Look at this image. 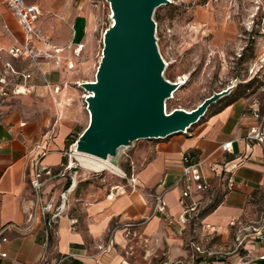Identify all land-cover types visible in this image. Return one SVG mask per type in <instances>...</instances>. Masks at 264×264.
<instances>
[{
  "label": "crops",
  "instance_id": "crops-1",
  "mask_svg": "<svg viewBox=\"0 0 264 264\" xmlns=\"http://www.w3.org/2000/svg\"><path fill=\"white\" fill-rule=\"evenodd\" d=\"M87 1L25 0L26 4L39 7L41 15L37 25L50 38L51 47L64 49L57 54L58 65L56 59L43 60L39 70L31 61L13 60L8 55L14 39L24 42L25 35L13 13L0 0V53L3 57L0 71L4 62H13L18 70L32 75L28 85L34 87L31 94L10 95L0 103V226L6 227V240L0 241L6 258L0 257V264H164L178 260L187 263L192 241L199 243L214 234L222 243H227L233 227L248 217L255 195L264 192V152L255 147L247 153L249 158L241 161L245 143L240 139L253 123L246 113L249 105L244 98L214 112L208 110L187 135L136 143L135 151L128 156L135 164L136 189L128 188L124 194L116 195L112 188L126 185L123 181L110 189L78 194L76 177L69 208L58 223L50 228L46 220L40 219L27 229L25 208L33 199L30 181L35 163L41 159L42 166L58 169L67 155L62 151V140L56 139V126L49 129L45 119L22 121L14 103L19 99L33 103L43 98L45 105L54 100L61 107L70 106L69 78L76 68L68 70L66 64L70 61L76 64L95 33V27L88 23L84 12ZM80 45L83 48L77 53ZM38 47L47 50L44 44ZM44 78L50 86L45 84ZM82 82L87 81L75 83ZM85 97L84 93L82 98ZM228 141L233 142L232 154L219 150L220 145ZM44 152L47 154L41 157ZM52 153L58 158L49 161ZM181 153L203 162L202 172L212 187L205 204L208 208L211 199L217 201L214 208L194 224L182 223L180 218L183 207L181 190L176 183L181 175ZM225 161L236 164L231 190L226 188ZM131 175L129 171L128 179ZM70 186L69 177L53 181L44 189V200L58 199ZM111 193L113 198H109ZM161 194L167 206L166 215L154 210V197ZM49 218L50 215L47 220ZM72 220L77 221L74 227ZM257 247L254 242H246L241 255L238 252L225 257L198 256L195 264H238L246 257L253 260L251 264H258L256 259L264 252V247Z\"/></svg>",
  "mask_w": 264,
  "mask_h": 264
},
{
  "label": "rangeland",
  "instance_id": "rangeland-1",
  "mask_svg": "<svg viewBox=\"0 0 264 264\" xmlns=\"http://www.w3.org/2000/svg\"><path fill=\"white\" fill-rule=\"evenodd\" d=\"M110 11L107 0L87 1L84 12L88 16V23L95 27V33L92 43L76 60V69L69 78V91L72 94L67 95V98L72 100L68 103L70 106L61 107L54 100L45 105L46 99L43 98L33 103L22 99L13 102L15 112L22 121L38 122L45 119L49 129L56 126V139L62 140V151L69 154L63 158V166L69 164L70 149L89 124L87 106L82 98L85 91L75 82L94 81L96 78L102 58L103 33L111 24ZM154 20L157 24L158 46L166 63L164 77L170 82L185 81L172 99L167 101L168 113L175 109L190 111L213 93L246 83L252 78L262 81L264 46L260 45L261 36L255 27L264 28V0H171V4L156 10ZM244 85L238 86L234 92L236 96L244 93ZM230 98L233 97L227 99ZM222 101L216 102L210 109H216ZM141 142L146 141L137 144ZM134 151L135 148L124 151L127 156L120 161V167L127 177L129 171L132 172V162L128 156ZM57 158L52 153L48 159ZM71 173L73 177L78 175V194L110 189L123 181L126 184L128 182L126 178L109 172L85 171L79 166ZM214 201L211 199L208 205ZM256 231L264 235V192L255 195L250 203L248 217L233 227L227 243H222L219 236L214 234L205 237L202 244L199 243L207 252L229 253L217 257L238 252L241 255L246 242H254L257 248L264 247V242L255 239Z\"/></svg>",
  "mask_w": 264,
  "mask_h": 264
},
{
  "label": "water",
  "instance_id": "water-1",
  "mask_svg": "<svg viewBox=\"0 0 264 264\" xmlns=\"http://www.w3.org/2000/svg\"><path fill=\"white\" fill-rule=\"evenodd\" d=\"M107 2L113 24L103 36L95 80L80 85L87 93L90 120L72 149L121 168L124 151L133 150L142 140L184 135L237 84L213 93L190 111L168 113L166 103L182 84L164 77L166 63L158 46L154 15L171 0Z\"/></svg>",
  "mask_w": 264,
  "mask_h": 264
},
{
  "label": "built area",
  "instance_id": "built-area-1",
  "mask_svg": "<svg viewBox=\"0 0 264 264\" xmlns=\"http://www.w3.org/2000/svg\"><path fill=\"white\" fill-rule=\"evenodd\" d=\"M6 7L13 13L19 26L21 27L25 40L20 42L15 38V43L7 51L8 55L13 60H24L31 61L38 69L41 61L54 60L56 59V64L58 65L57 54L64 51L62 48L51 47L50 38L45 36L43 30L37 25L40 18L41 12L38 6L28 5L25 0H3ZM259 29V28H258ZM9 31L8 28H6ZM259 35L261 36L260 45L264 46V28L259 29ZM44 44L47 50L42 51L39 49V45ZM257 44V42H256ZM83 48V45L78 46L76 52L78 53ZM52 49V51L50 50ZM240 58V57H239ZM3 62V57L0 53V64ZM68 70L75 69V63L68 62L66 64ZM40 70V69H39ZM32 75L30 73H24L18 70L13 62H4L3 70L0 71V103L4 102L6 98L10 95H28L34 91V87L29 86L28 82L31 80ZM45 84L50 86V83L44 78ZM55 91H59L56 88ZM245 103L248 106L246 110L247 115L253 120L251 126L246 130L245 135L242 140L245 143V153L241 157L243 159H248L247 153H250L255 147L261 149L264 152V76L261 83L257 87L254 93H250L244 97ZM188 131L184 132L187 135ZM238 141V139H235ZM74 143L73 145H75ZM232 141H228L220 145L219 150L224 154H232ZM72 145V147H73ZM72 147L70 149L72 153ZM47 153H43L41 157L45 156ZM66 155H69L66 153ZM126 153L123 152V158ZM127 156V155H126ZM39 159L34 166V175L30 181L31 189L33 192V199L31 205L25 208L27 215V229H31L36 221L46 220L48 227H52L54 224L58 223L61 217L66 213L69 208L70 195L74 191V180L75 177L72 176L71 168L68 164L67 166H61L58 169H51L41 165ZM181 175L176 186L181 190L180 204L183 207L181 222L190 224L197 222V219L201 217L202 213L207 209V204H205L209 193L212 191L211 184L207 177L202 172V161H195L193 156L190 154L181 153ZM223 172L226 175V188L231 190L233 187V173L236 164L223 163ZM132 175L127 177L126 173L121 175L127 179V184L124 186L113 187L112 191L116 195L124 194L127 192L128 188L132 190L137 187V179L133 174L135 170V165L131 164ZM71 178V186L64 190L59 198L50 197L48 201L44 200V189L53 181L64 178ZM200 198H196V196ZM204 196V197H203ZM113 198L114 194L111 193L109 198ZM206 197V199H205ZM155 199V212L159 214L166 215L167 206L164 201L163 194L156 195ZM50 218L47 220V216ZM72 227L77 224L76 220H72ZM6 227L0 226V241H5L4 233ZM255 239H259L264 242V235L261 232L255 233ZM204 242L203 240L201 241ZM200 242V243H201ZM200 243L192 241L189 245V259L187 263L181 260L178 261H168L164 264H195V259L197 256H204L205 254L209 257H217L216 255H226L229 253L220 252H207L203 249ZM241 244V243H240ZM205 255V256H206ZM0 257L6 258V254L1 252L0 247ZM257 261H264V252L258 256ZM252 259L246 257L241 260L238 264H251Z\"/></svg>",
  "mask_w": 264,
  "mask_h": 264
},
{
  "label": "bare ground",
  "instance_id": "bare-ground-1",
  "mask_svg": "<svg viewBox=\"0 0 264 264\" xmlns=\"http://www.w3.org/2000/svg\"><path fill=\"white\" fill-rule=\"evenodd\" d=\"M111 16H112V12L110 11V17ZM111 24H113V21L111 22ZM103 36H104V33H103ZM87 82H90V81H87ZM82 83H84V82H82ZM82 83L78 84L79 88H81L80 85ZM177 83H181L183 85V84H185V81H178ZM85 94L87 97L86 92H85ZM173 96H174V94H173ZM86 97H85V99H86ZM85 99H84V101H85ZM85 104H86V102H85ZM86 111H87V108H86ZM87 113H88V111H87ZM89 120H90V116H89ZM70 157H72L70 164H69L71 168H73L75 165H79L80 167H82L84 169H90L92 171H94L95 169H102V171L109 172V173L116 175V176L124 175L123 174L124 172L120 168L115 166L114 164L109 163V162L104 161V160H101L99 158L90 156V155H85V154L79 153V152L75 151L74 149H72V153H71ZM76 177H78V175ZM76 177H75V179H76ZM74 182H75V180H74Z\"/></svg>",
  "mask_w": 264,
  "mask_h": 264
},
{
  "label": "trees",
  "instance_id": "trees-1",
  "mask_svg": "<svg viewBox=\"0 0 264 264\" xmlns=\"http://www.w3.org/2000/svg\"><path fill=\"white\" fill-rule=\"evenodd\" d=\"M255 29H258L257 27H255ZM257 31H259V29L257 30ZM254 48H255V46H254ZM257 80H259V79H256L255 80V78H252L250 81H248V82H246V83H238L237 85H236V87L234 88V90L228 95V96H226V97H224V98H222L221 100H223L221 103H220V105L216 108V109H213V110H211L210 109V107L212 106H210L209 107V112H214V111H216V110H219V109H221L222 107H224V106H227L228 104H231V103H233V102H235V101H237V100H239V99H242V98H244V97H246L247 95H249L250 93H252L253 92V90L256 88V87H258L259 86V84L261 83V81H257ZM241 84H245L243 87H244V93H240V91H238L237 93L240 95H238V96H236L235 94H234V92L237 90V88H238V86H240ZM243 94V95H242ZM230 96H232L233 98H230L229 100L227 99V98H229ZM221 100H219V101H221ZM222 104V105H221ZM217 204V201H214V203H212L203 213H202V215L204 214V213H206V212H208L209 210H211L212 208H214V206ZM201 215V216H202ZM199 261V258H196L195 259V263L196 262H198ZM258 264H264V261H258Z\"/></svg>",
  "mask_w": 264,
  "mask_h": 264
}]
</instances>
